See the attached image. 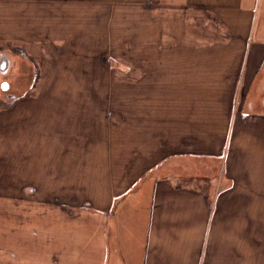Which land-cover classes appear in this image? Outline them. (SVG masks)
Segmentation results:
<instances>
[{"label":"crops","instance_id":"1","mask_svg":"<svg viewBox=\"0 0 264 264\" xmlns=\"http://www.w3.org/2000/svg\"><path fill=\"white\" fill-rule=\"evenodd\" d=\"M14 51L36 71L0 103L5 252L264 264V0H0Z\"/></svg>","mask_w":264,"mask_h":264},{"label":"rangeland","instance_id":"2","mask_svg":"<svg viewBox=\"0 0 264 264\" xmlns=\"http://www.w3.org/2000/svg\"><path fill=\"white\" fill-rule=\"evenodd\" d=\"M113 21L116 25H114L113 23L111 28L109 26V28L111 29L110 39L117 36V30L118 34H120L121 31V26L118 25L120 22V18L115 16ZM124 22L125 25L129 26V24H132V19H128ZM110 46V50H116V41L112 42ZM51 55V52L46 51L43 62L39 61L41 62V68L43 67L42 64H44L43 69L46 75L49 74L48 72L53 68L54 58L50 57ZM4 64L6 65L3 66ZM35 71L36 69L31 57L26 56L24 52L21 53L14 51L11 52V57H8L7 59L4 57L0 58V103L7 97L20 98L32 92L31 89L34 82ZM4 83L8 84L7 88H4ZM33 189L35 190L36 187H33ZM4 193L5 187L2 184L0 185V229L2 230L5 228V218L3 213L4 199L2 198L4 196ZM0 234L3 236L2 233ZM3 242L4 240L0 238V264H21V255L25 256L26 254L21 252L19 245H16L15 242H11V244H9L8 246L9 248L6 249L7 252H5V247L1 244ZM27 259L30 260L31 257L28 255Z\"/></svg>","mask_w":264,"mask_h":264},{"label":"water","instance_id":"3","mask_svg":"<svg viewBox=\"0 0 264 264\" xmlns=\"http://www.w3.org/2000/svg\"><path fill=\"white\" fill-rule=\"evenodd\" d=\"M3 86H4V88H7L8 87V84L7 83H4Z\"/></svg>","mask_w":264,"mask_h":264}]
</instances>
